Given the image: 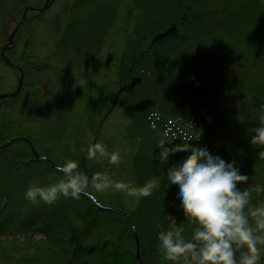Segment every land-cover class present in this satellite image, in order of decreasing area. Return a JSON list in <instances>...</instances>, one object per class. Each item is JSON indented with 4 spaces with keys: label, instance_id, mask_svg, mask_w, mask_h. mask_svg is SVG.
Masks as SVG:
<instances>
[{
    "label": "rangeland",
    "instance_id": "374dc122",
    "mask_svg": "<svg viewBox=\"0 0 264 264\" xmlns=\"http://www.w3.org/2000/svg\"><path fill=\"white\" fill-rule=\"evenodd\" d=\"M48 1L0 0V94L20 87L16 94L0 97V134L3 129L2 137L6 140L1 145L29 155L24 167L33 166L29 169L33 175L27 185L55 182L63 172L51 168L47 160L58 165L69 158L78 159L77 170L86 175L105 172L112 180L142 185L134 172L139 145L128 137V125L133 120L127 110L134 100L131 90L145 77L142 71L133 69L132 59L145 46L149 48L152 43L175 34L178 22L170 18L151 40L147 37L138 40L139 34L134 33L139 28L135 0H51L43 8ZM23 17L13 43L4 51L10 60L7 62L1 49L8 44L10 32ZM140 23L145 24L143 20ZM172 24L174 32L154 41L156 34ZM129 45H135L134 50H128ZM134 77L141 80L130 91L118 93ZM146 112L153 129L163 130L166 122H172L173 126L185 127L191 133L184 135L180 131L177 140L185 142L186 137L195 136L189 128L192 123L188 122V127L181 116L163 113L157 107ZM152 113L157 115L151 116ZM153 118L156 120L151 124ZM171 136L166 135L170 139ZM96 140L109 152L118 150L121 162L109 165L106 158L87 159V144ZM84 192L92 193L102 205L115 209L95 207ZM84 192L79 198L61 196L50 203L65 214L80 237L79 241H66L67 252L51 253L48 243H41L45 235L40 232L21 235L8 231L0 234V264H30L31 260L37 264H75L78 259H71L68 253L77 248L97 250L94 252L97 257L117 251L122 257L127 255L129 262L137 260L141 264L136 248L143 257V246L138 241L135 222L117 209L131 213L142 197L135 199L112 189L96 192L90 186ZM120 247L124 250H117ZM261 247L264 249V245ZM36 248L45 257L41 255L38 260L37 255L33 256ZM109 260L117 262L118 256L114 253ZM82 263L88 262L85 259Z\"/></svg>",
    "mask_w": 264,
    "mask_h": 264
},
{
    "label": "trees",
    "instance_id": "16d2710c",
    "mask_svg": "<svg viewBox=\"0 0 264 264\" xmlns=\"http://www.w3.org/2000/svg\"><path fill=\"white\" fill-rule=\"evenodd\" d=\"M135 1L139 28L134 33L139 34L138 40L143 37L151 40L170 18L178 22L175 34L152 43L149 48L145 46L132 59L133 69L142 71L145 79L131 90L134 100L127 110L133 120L128 125V137L139 145L134 159L135 175L143 184L153 177L158 180V187L149 196L142 197L136 210L130 213L135 222L133 226L147 264H173L158 256L157 231L168 230V220H171L181 224L184 235L190 237L195 225L184 217L174 199L175 185L168 186L166 182L167 164L159 165L155 156L159 151L157 141L170 138L164 130L151 127L146 111L157 107L163 113L181 116L186 125L191 122L192 126L190 123L187 126L199 137L191 141L192 146L204 144L225 160L234 159L239 170L248 175L247 181L238 182V186L249 189V203L256 205L264 201V157L257 155L264 146L250 144L248 131L264 111V0ZM134 48L135 45H129L128 50ZM201 111L208 113L204 115ZM3 134L2 129L0 234L40 232L45 235L41 243H48L51 253L66 251V241H79V235L61 210L24 197L27 181L33 175L29 169L33 166L24 167L30 158L25 152L1 145L6 141ZM184 155L183 151L170 153L169 163ZM47 164L55 168L49 160ZM92 204L102 208L93 199ZM120 249L124 250L122 247L117 250ZM39 251L36 248V254H32L38 260L42 255ZM94 252L97 250L77 248L68 255L78 259L75 264H83L85 259L87 264H139L137 260L129 262L127 255L122 257L117 251L98 257ZM114 253L118 263L109 260ZM30 264L37 262L31 260Z\"/></svg>",
    "mask_w": 264,
    "mask_h": 264
},
{
    "label": "clouds",
    "instance_id": "9594fccd",
    "mask_svg": "<svg viewBox=\"0 0 264 264\" xmlns=\"http://www.w3.org/2000/svg\"><path fill=\"white\" fill-rule=\"evenodd\" d=\"M257 122L248 129L249 143L264 146V111L258 114ZM198 138L197 133L186 137L184 143L173 142L175 137L157 141L159 151L155 156L159 165L167 164L166 182L175 185L174 199L195 226L186 237L181 224L168 220V230L156 233V249L173 264H260L264 258V201L250 204L249 189L238 186V182L247 181L248 175L239 170L234 159L225 160L204 144L192 146L191 141ZM177 151L185 155L169 163L170 153ZM257 155L264 157V147ZM85 157L96 161L106 158L109 165L121 162L119 151H107L100 140L87 144ZM78 164V159H65L57 165L63 172L59 179L49 184L29 183L24 197L33 203L50 204L61 196L79 198L90 186L96 192L120 190L139 199L158 187L154 177L134 186L112 180L105 172L86 175L77 170Z\"/></svg>",
    "mask_w": 264,
    "mask_h": 264
},
{
    "label": "water",
    "instance_id": "95a60500",
    "mask_svg": "<svg viewBox=\"0 0 264 264\" xmlns=\"http://www.w3.org/2000/svg\"><path fill=\"white\" fill-rule=\"evenodd\" d=\"M50 1H51V0H49V1L43 6V8H46V7L48 6V4H49ZM39 9H41V8H39ZM26 12H27V11H24V14H25ZM23 19H24V17L16 23L14 29L12 30L11 34H10L9 37H8V38H9V42H8V44L5 45V46L1 49V53H2V55H3V57H4V59H5L7 62H10V60H9V58H8L7 56H5L4 51H5V49H6L8 46H10V44L13 43V39H14V36H15L16 30L19 28L20 24L23 22ZM174 29H175V25H174V24L170 25L165 31H163V32H159L158 34H156V35L154 36V38H153L154 41L160 40L163 36L168 35V34L174 32ZM140 80H141V78H139V77H134L130 82L125 83L123 86H121V87L119 88V90H118V93H120V92H122V91H127V90L131 89V88L134 86V84H135L136 82L140 81ZM19 88H20V87L18 86V88H17L14 92H10V93H1V94H0V97L5 96V95H8V94H11V95L16 94V93L18 92V89H19ZM4 145H5V144H4ZM40 158H43V155L40 156ZM52 163H53V162H52ZM53 165H54V167L58 168L57 165H56L55 163H53ZM58 169H59V168H58ZM60 170H61V169H60ZM84 193H85V194H88V195H90V196H92L91 194H89V193H87V192H84ZM93 198H94L95 201L98 203V200H97L95 197H93ZM98 204H99V203H98ZM99 205H101V207H103V208H107V209H115V208L112 207V206H104V205H102V204H99ZM117 210H118L119 212L125 213V214H127L128 216L131 217V215H130L129 213L125 212L124 210H122V209H117ZM136 249H137V250H136V256H137L138 260L141 262V264H146V263H145V260L143 259V257H142V256L140 255V253H139V250H138L139 248L137 247ZM260 264H264V258H262Z\"/></svg>",
    "mask_w": 264,
    "mask_h": 264
},
{
    "label": "built area",
    "instance_id": "2783aa9c",
    "mask_svg": "<svg viewBox=\"0 0 264 264\" xmlns=\"http://www.w3.org/2000/svg\"><path fill=\"white\" fill-rule=\"evenodd\" d=\"M157 115V114H156ZM154 123V122H152ZM167 123V127L165 128V132L167 134H171L173 135V137H178V133L181 131L182 134L185 135V132L187 133V131L185 129H183V127H179V126H173L171 123L172 122H166ZM178 129V131L176 130ZM188 135V133H187Z\"/></svg>",
    "mask_w": 264,
    "mask_h": 264
},
{
    "label": "bare ground",
    "instance_id": "6f19581e",
    "mask_svg": "<svg viewBox=\"0 0 264 264\" xmlns=\"http://www.w3.org/2000/svg\"><path fill=\"white\" fill-rule=\"evenodd\" d=\"M99 10H101V8L99 9ZM105 10H107L106 8H105ZM104 10V11H105ZM22 24V23H21ZM12 32V31H11ZM11 32H10V34H11ZM164 134H165V136L167 135V133L164 131ZM175 139H176V137H175ZM177 140V139H176ZM98 203L100 204V202H99V200H98Z\"/></svg>",
    "mask_w": 264,
    "mask_h": 264
}]
</instances>
